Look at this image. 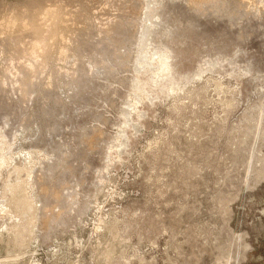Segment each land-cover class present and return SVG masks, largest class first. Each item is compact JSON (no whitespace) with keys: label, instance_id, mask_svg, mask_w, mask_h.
Here are the masks:
<instances>
[{"label":"rangeland","instance_id":"1","mask_svg":"<svg viewBox=\"0 0 264 264\" xmlns=\"http://www.w3.org/2000/svg\"><path fill=\"white\" fill-rule=\"evenodd\" d=\"M229 1L0 0V264H264V0Z\"/></svg>","mask_w":264,"mask_h":264},{"label":"bare ground","instance_id":"2","mask_svg":"<svg viewBox=\"0 0 264 264\" xmlns=\"http://www.w3.org/2000/svg\"><path fill=\"white\" fill-rule=\"evenodd\" d=\"M236 1H237V4L235 5V7H237V5L238 6L239 5H243V6L245 5L246 7H250L251 6V3H252V0H236ZM190 3L192 4L191 7H190V10H197L199 12L215 13V14H221V12L223 10H226V9H228V7L232 6V4L230 3L229 0H191ZM157 12H159V7L156 8V9H149L147 11V13L150 15V17H152V15L153 14H156ZM144 34H145V37H147L149 35V32L148 31H145ZM24 85H25V83H24ZM3 107L6 108L5 106L0 105V109L3 108ZM7 111H9V110H6L5 111L6 114H7ZM8 115H9V113H8Z\"/></svg>","mask_w":264,"mask_h":264}]
</instances>
